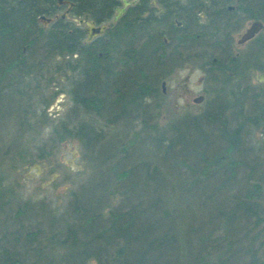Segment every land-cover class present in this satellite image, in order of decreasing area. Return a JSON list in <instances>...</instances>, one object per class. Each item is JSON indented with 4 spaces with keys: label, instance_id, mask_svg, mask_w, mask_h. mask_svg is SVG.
<instances>
[{
    "label": "trees",
    "instance_id": "trees-1",
    "mask_svg": "<svg viewBox=\"0 0 264 264\" xmlns=\"http://www.w3.org/2000/svg\"><path fill=\"white\" fill-rule=\"evenodd\" d=\"M68 1L73 3L70 18H57L42 26L36 22L37 16L58 13L60 7L56 6V0H0V117L10 111L9 115L17 120L16 128L24 132L22 138L26 142L35 140L29 134L37 131V115L29 107L30 101L42 90L44 71L52 67V75L70 73L66 93L73 113L70 111L71 117L51 128L53 142L57 144L68 136L75 137L92 153L96 150H91L93 147L111 141L104 159L108 152L116 151L119 161L107 170L103 165L105 169L100 174L97 171V177L98 180L112 178L118 183L109 197L120 195V202L110 204L107 196L98 194L96 187L88 183L71 193L63 213L57 217L44 212L42 206L38 207V213L23 203L13 216L1 219L5 226L0 229V264H88L90 259L95 264H264V158L258 154L247 158L251 149L243 134L248 127L263 128L264 134V99L253 104V111L248 112L251 114L241 108L246 100L243 95L249 88V63L240 66L237 62L228 67L230 63L221 62L217 57L218 66L208 71L212 80L218 79L221 83L216 110H205L159 127L154 118L146 117L152 108L149 99L159 94L161 77L153 71L156 67L168 66L169 56L162 52L163 40L157 29L152 27L149 36L144 22H137L136 40L146 32L151 47L145 49L136 41L134 53L130 54L126 42L115 38L110 30L99 42L84 43V30L71 18L87 13L96 24L107 20L113 0ZM172 42L177 54L194 57L186 49L192 40L185 34ZM180 45L182 50L178 48ZM212 58L198 57L209 64ZM169 61V66L176 67L177 63ZM259 70L264 71V67ZM52 75L49 80L53 79ZM244 82L246 86L241 89L240 84ZM228 95L234 101L231 97L227 99ZM110 97L116 105L107 112L114 117L104 118L103 126L108 130L113 124L120 126L125 119L130 123L139 121L141 134L125 135L123 139L114 129L103 140L102 127L97 129L77 119L79 114L107 113L105 103ZM21 102L24 105L20 109ZM228 107H234L230 114H226ZM128 114L133 116L127 118ZM235 118L236 126L231 127ZM75 120L76 123L70 124ZM89 135L92 138L87 141ZM102 137L103 143L98 144ZM212 143L217 145L212 147ZM138 147L142 153L156 154L147 156V161L131 162L130 151ZM40 148L42 156L51 154ZM25 150L24 145L10 155L19 156L22 165L35 162L36 158ZM142 165L145 171L129 181ZM166 166L184 182L183 190L194 187L202 190L203 207L211 212L199 225L191 224L187 232L182 229L184 216L176 213L179 201L172 194L155 198L153 190L158 183L151 186L155 180L145 175L150 171L160 181L169 177L161 171ZM180 167L188 169L186 179L179 177ZM1 182L0 178V186ZM138 185L145 190L133 197L131 193ZM87 192L90 197L81 199ZM3 204L0 202L1 216L9 215L11 210ZM23 217L29 222L34 218L41 220L25 227L21 223ZM187 220L191 222L189 215Z\"/></svg>",
    "mask_w": 264,
    "mask_h": 264
},
{
    "label": "rangeland",
    "instance_id": "rangeland-1",
    "mask_svg": "<svg viewBox=\"0 0 264 264\" xmlns=\"http://www.w3.org/2000/svg\"><path fill=\"white\" fill-rule=\"evenodd\" d=\"M262 35L264 37V29ZM180 55L181 54L169 53V57L166 58L168 66L166 65L165 67L161 64L162 66L156 67V70L153 71L161 77L158 82L159 94L149 99L152 108L146 114V117L154 118L155 123H157L159 127H166L172 121L186 116H196L205 110H216L215 100L217 94L222 92V89H220V81L218 79L212 80L208 76V71L212 68L208 61L206 62L202 59L196 60L195 58H184ZM171 57L172 59H169ZM173 58L176 59L173 60ZM169 60L174 61L172 63H177L176 67L169 66L171 63ZM250 62L249 88L245 90L246 93L243 96L246 100L241 104V108L245 110L246 114H251L248 112L253 111L251 108L253 104L264 99V82H258L255 79V75L260 72L259 67H264V52L258 55V59L255 58ZM52 70V67H50L44 71L42 90L40 92L38 91L39 94L34 96L30 101L31 106L29 108L35 111V115H37L35 129H37L38 133L32 130V134H29V136L35 137V140L26 142L24 138H22L24 132L21 131V128H16L17 120L9 115L10 111L8 114L9 116L5 113L2 118L0 117V178L2 179L0 186V202H4L3 207H9L11 210H9V215L2 214L1 216L0 214V229L5 226V221L1 219L5 216H13L15 209H20L23 203H27L34 211L37 210L39 206H42V208L45 209L43 210L44 212L53 213L54 216L57 217L60 213H63L62 210L66 202L71 198V193L78 192V189L85 187L88 183H92L96 187L95 191L98 194L107 196L108 199H110V204L115 205L120 202V195H116V197L112 195L109 197V195L113 193L114 188H118V183L112 178L98 180L97 177L105 167L106 170L107 168H112L115 166L114 163L119 161V155L116 151L108 152V156L104 159L107 147L111 144V141L103 143V140L109 136L106 134L108 132H113L114 129L123 139H126V136H133L136 132L141 134L140 122L133 121L130 123L125 119L123 123L121 122L122 124H120V126L116 123L113 124L114 126L111 127L112 129L109 127L107 130V128L103 126L104 118L109 119L114 117L113 113H108L107 111L109 107H114V105H116L110 97L105 103L107 113L102 114L101 112V117L94 114L89 115L90 119H88V115L83 114H79V117H77V119H83L86 123L94 125L97 129L102 127L101 133L104 139L103 137L100 138L98 144H103L97 148L93 147L91 150L96 149L94 152L91 153V151L86 150L81 139L79 140L71 136L55 144L53 142L54 136L50 131L51 128L55 126L58 121L66 117H71L73 111H71L72 106L66 93L70 86V73H67L68 75L65 76L61 72H54L52 75ZM51 75L53 79L49 80L51 79ZM44 81H46V83ZM163 81L165 82L164 92L162 91L161 85ZM242 86H246V83L240 84L241 89L244 88ZM186 89H188V91ZM199 95H203L204 97L202 102L194 103L193 99ZM230 97L231 100L234 101L232 95H228L227 99ZM157 103H159V106L155 105ZM1 104L4 105L5 102H1ZM23 105L24 103L21 102L18 107L21 109ZM234 107H228L226 114L233 112ZM6 109L7 108H5V110ZM70 111L72 112L71 114ZM40 113H42V116H39ZM226 114L224 113V115ZM131 116H133V114H128L126 117L129 118ZM236 120L237 118L232 121V126L229 123L231 127L236 126ZM42 121H47V123L42 124ZM76 121L77 120L73 122L70 121V124L76 123ZM185 124H188V122H184V125ZM183 130L184 126L182 127V131ZM262 130L263 128L257 129L255 127H248L243 133L246 137V145L251 149L247 157L248 159L256 157V154L264 158V134ZM90 138H92L91 135L87 136V141H90ZM195 138L200 141V137L198 138L196 136ZM213 142L217 143V139H214ZM126 143L128 142H125V144ZM215 143L211 144L212 147L217 145ZM220 143L222 144V142ZM15 145L16 147H13ZM24 145L27 154L36 158V161L33 162L34 164L22 165L19 156L17 157L14 154L10 155L11 152L21 149ZM40 147H44L43 150H49L51 154L42 156L43 154L40 153L42 148ZM140 150L141 149L138 147V149L134 148L130 151L129 160L131 162L135 160L139 161V159L147 161V156H154L156 154H150L145 151L142 153ZM247 158L245 157V159ZM103 159L104 163L102 164ZM68 160L72 162V165H74L76 169L66 164ZM95 165L98 167L96 168ZM142 167L143 165L136 169L137 174H133V176L129 178V181H132L145 171ZM187 170L188 169L185 167H180L179 177L186 179L188 175ZM161 171L169 175V177H163L162 180L156 181L157 178L153 176V173H150V171L145 173L146 177L150 176L155 180V182L150 183L151 186L158 183L156 184V190H153V196L156 198V196L172 194L173 198L179 201V209L177 208L176 213L180 216L182 213L184 216L183 223L185 220L187 221L184 225L182 223V229L187 232L188 228H191V224L199 225L205 216L211 213L209 208L203 207L202 203L205 199V195H203L202 190L197 187L189 191L183 190L181 186H184V182L172 174L173 171L169 167L166 166L162 168ZM104 181L105 183H103ZM144 190L141 185H138L131 194L133 197H137L142 194ZM89 197L88 192L84 193L83 197L80 196V198L84 200H87ZM37 212L40 213L38 210ZM186 214L191 217V222L187 220ZM23 219L25 220L24 217ZM23 219L21 223H23L25 227L29 224L31 225L33 222H40L41 220L40 218H34V221L29 222ZM193 240L194 239L191 238L192 242ZM87 263L95 264L92 259L88 260Z\"/></svg>",
    "mask_w": 264,
    "mask_h": 264
},
{
    "label": "flooded vegetation",
    "instance_id": "flooded-vegetation-1",
    "mask_svg": "<svg viewBox=\"0 0 264 264\" xmlns=\"http://www.w3.org/2000/svg\"><path fill=\"white\" fill-rule=\"evenodd\" d=\"M127 1L128 4H125L124 0H113L110 17L97 24L89 18L87 13H83L80 16L83 18V22L79 25L84 30L83 42L89 43L92 40L99 42L103 38L102 35L107 34L110 30L115 38H118L122 43L126 42L124 44L128 45L126 48L130 54L134 53L136 41L145 49L151 47L149 36L153 27L157 29L159 38L163 40L161 47L165 55L177 54L172 41L185 34L188 40H192L186 49L190 52L189 54L194 56L193 58L197 60L199 55L213 57L209 64L212 65L211 69L218 66L217 57L221 62L223 60L225 63H230L228 67L237 62L242 66L246 63L250 64V61L255 58L258 59V55L264 52V37L262 35L264 27L251 38L242 40L243 35L255 21H260L264 25L263 0ZM58 7L61 11L64 8V6ZM121 8L124 10L118 15L116 9ZM116 15L118 17L114 19ZM67 18H70L69 13ZM88 21H93L96 26L105 25V28L100 34L86 42L85 29L87 27L85 22ZM137 22H144L149 29V36L145 32L144 37L136 40L134 29ZM178 48L182 50L183 46L180 45ZM97 56H101L100 52L97 53ZM186 90L188 91V89Z\"/></svg>",
    "mask_w": 264,
    "mask_h": 264
},
{
    "label": "water",
    "instance_id": "water-1",
    "mask_svg": "<svg viewBox=\"0 0 264 264\" xmlns=\"http://www.w3.org/2000/svg\"><path fill=\"white\" fill-rule=\"evenodd\" d=\"M124 3L128 4L129 2L127 0H124ZM56 6H64V8L62 11L55 13L52 16H46L44 14H41V15L37 16L36 22L42 26H46L47 24L51 23L53 20H55L57 18H60V19L67 18L68 13L73 6V3L71 1H68V0H56ZM123 10H124L123 8L116 9V11H118V15ZM118 15H116L114 17V19H116V17H118ZM85 18H86V15L84 16V19ZM71 20L76 22L77 25H80L83 22V18H80V17L72 18ZM85 25L87 27L85 29V31H86L85 41L86 42L90 41L93 36L100 34L102 32V30L105 28V25L96 26L93 21L85 22ZM263 27H264V25L262 22L255 21L251 25V27L246 31V33L243 35L242 40H246V39L251 38L256 32L261 30ZM255 79L258 82H264V72H259L258 74H256ZM161 85H162V91L164 92L165 82L163 81L161 83ZM203 98H204L203 95H199L198 97H195L193 99V102L194 103H200V102H202ZM66 164L69 165L70 167H72L73 169H76L75 166L72 165V162L70 160L66 161Z\"/></svg>",
    "mask_w": 264,
    "mask_h": 264
}]
</instances>
